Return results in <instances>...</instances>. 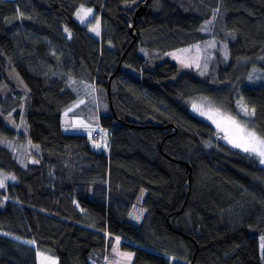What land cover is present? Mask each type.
Segmentation results:
<instances>
[{
	"label": "trees",
	"instance_id": "16d2710c",
	"mask_svg": "<svg viewBox=\"0 0 264 264\" xmlns=\"http://www.w3.org/2000/svg\"><path fill=\"white\" fill-rule=\"evenodd\" d=\"M81 5L99 37L75 19ZM208 36L217 44L203 75L151 59ZM68 79L102 96L106 151L61 130L78 99ZM1 82L14 92L0 98V137L25 138L3 116L23 103L39 153L22 165L0 145V168L15 177L0 189V264H36V251L101 264L116 235L132 264H264V167L187 103L209 98L264 137V0H0ZM141 188L135 225L126 214Z\"/></svg>",
	"mask_w": 264,
	"mask_h": 264
},
{
	"label": "rangeland",
	"instance_id": "374dc122",
	"mask_svg": "<svg viewBox=\"0 0 264 264\" xmlns=\"http://www.w3.org/2000/svg\"><path fill=\"white\" fill-rule=\"evenodd\" d=\"M83 9V11H82ZM87 9H91L92 12L90 14L85 15ZM79 13V15H78ZM75 19L82 24L91 21L89 25V32L92 35H99V20L92 19L93 17V8L86 6H79L75 11ZM83 17V20L81 19ZM208 23V22H207ZM206 23V24H207ZM213 24L210 23L207 25L206 30L208 33H212ZM96 28L97 31H93L92 29ZM64 33L67 37H70V32L68 28H64ZM216 41L212 36H208L205 40L200 42H195L186 46H182L179 48L172 49L168 52L158 54L152 52L151 59L155 62L162 61L163 59H170L173 61L179 69H184L191 67L195 71H197L200 75H203L205 71L208 70L209 64L214 56V50L216 47ZM225 48L227 52V47L225 43ZM220 50H224L221 47ZM140 53L144 55V57L149 58L150 53L147 52L144 48L139 49ZM228 55V53H227ZM249 74V75H248ZM10 76L14 84V90H18L21 94H27L28 87L27 85L18 77L15 72H11ZM247 80L245 81L251 82L252 72L247 73ZM246 76V77H247ZM89 89L79 88L76 92L79 99L81 101L76 100L73 104L69 105L61 115V130L63 132H71V133H83L87 136L88 141L91 147L95 150L106 151L107 145L109 142V135L106 129H104L99 122V112L104 109V102L102 96L97 92H88ZM13 89L10 88L6 83L1 82L0 85V98H2L5 94H12ZM85 100V101H83ZM84 102V103H83ZM190 111L199 116L208 122H210L217 131V134L222 137V140L231 144L229 139L225 137H230L232 139H237V135L235 129L228 121L227 118L234 119L241 126L246 127L249 131H254L258 137L261 135L253 128V126L247 124V120L244 121L239 117L229 113L221 106L216 105L212 100L206 98L204 96H197L195 98H188L187 100ZM196 106L194 108L193 106ZM23 103L17 108L12 109L7 115L3 114L5 122L11 127L17 129L21 134L25 135L24 137L16 138H6L0 137V145H4L8 147L13 156L19 161L20 164L26 165L27 163H33L37 161V155L39 153V146L36 143L30 141L28 137V129L26 125V109L23 112ZM3 107V106H2ZM4 109V108H3ZM2 109V110H3ZM198 109V110H197ZM0 109V113H2ZM19 112V118L17 122L14 120V112ZM201 112L207 113L212 116V119L208 118V115H201ZM247 112L245 111V114ZM213 120H216L220 123V127H217L216 123H213ZM96 134V137H94ZM98 134V135H97ZM262 138V137H261ZM264 138V137H263ZM235 147V146H234ZM238 148V147H236ZM244 151L242 148H238ZM245 152V151H244ZM252 155L255 159H257L258 163L264 167V164L260 162V157L254 154L247 152ZM4 177H9V179L5 182V187L0 189H6L10 182H13V177L8 171L0 168V179ZM146 189L141 188L136 197L135 201L132 204L130 210L126 214V219L135 225H140L145 213L146 208L143 205L144 198L146 196ZM1 202V201H0ZM0 205H2L0 203ZM122 242V238L120 236H113L111 238V242L109 247L106 250L105 256H102L103 263L102 264H132L134 257V250L123 249L120 247ZM33 245V243H30ZM260 246L264 247V237L260 238ZM50 258V259H45ZM51 261H55L57 264L56 257L53 255H49L43 252L36 251V264H51Z\"/></svg>",
	"mask_w": 264,
	"mask_h": 264
},
{
	"label": "snow or ice",
	"instance_id": "6c2138e0",
	"mask_svg": "<svg viewBox=\"0 0 264 264\" xmlns=\"http://www.w3.org/2000/svg\"><path fill=\"white\" fill-rule=\"evenodd\" d=\"M91 12H92L91 9H87L85 15L90 14ZM81 19L83 20V17H81ZM92 30L97 31L96 28H93ZM193 107L196 108L195 105ZM201 115H208V114L201 112ZM208 118L212 119V116L208 115ZM227 119L235 129L238 138L237 139H232L230 137H225V138L229 139V142L232 143L235 147L242 148L245 152H249L251 154L259 156L261 158L260 162L264 164V138L258 137L254 131L247 130L246 127L241 126L234 119L231 118H227ZM213 123H216L217 127L221 126L220 123H218L216 120H213ZM7 179H9V177H4L0 179V188L5 187V182ZM10 179L14 180L15 177L14 176L10 177ZM45 259H50V258H45ZM51 264H56V262L51 261Z\"/></svg>",
	"mask_w": 264,
	"mask_h": 264
},
{
	"label": "crops",
	"instance_id": "0c3cea01",
	"mask_svg": "<svg viewBox=\"0 0 264 264\" xmlns=\"http://www.w3.org/2000/svg\"><path fill=\"white\" fill-rule=\"evenodd\" d=\"M67 86H69L70 88H72V89H74V90H78L79 88H84V89H89L88 90V92H94V88L93 87H91V86H88V85H86V84H83V83H80V82H78V81H76V80H72V79H68L67 80ZM77 100H79V101H81L82 99H77ZM83 101H85V100H83ZM86 102V101H85ZM74 103V102H73ZM72 103V104H73ZM84 103V102H83ZM64 112V110L62 111V113Z\"/></svg>",
	"mask_w": 264,
	"mask_h": 264
},
{
	"label": "water",
	"instance_id": "95a60500",
	"mask_svg": "<svg viewBox=\"0 0 264 264\" xmlns=\"http://www.w3.org/2000/svg\"><path fill=\"white\" fill-rule=\"evenodd\" d=\"M144 11H145V6H144V4H141L134 11V18L138 17V16H141L144 13ZM130 30H131V28H130Z\"/></svg>",
	"mask_w": 264,
	"mask_h": 264
},
{
	"label": "bare ground",
	"instance_id": "6f19581e",
	"mask_svg": "<svg viewBox=\"0 0 264 264\" xmlns=\"http://www.w3.org/2000/svg\"><path fill=\"white\" fill-rule=\"evenodd\" d=\"M95 19H98L99 20V18L97 17V18H95ZM99 22H100V20H99ZM100 27V26H99ZM94 36H96V35H94ZM98 37H99V35H97ZM146 51H147V49H145ZM147 52H149V51H147ZM142 54V53H141ZM72 80H74V79H72ZM84 84V83H83ZM88 262H90V261H88ZM88 264H91V263H88Z\"/></svg>",
	"mask_w": 264,
	"mask_h": 264
},
{
	"label": "clouds",
	"instance_id": "9594fccd",
	"mask_svg": "<svg viewBox=\"0 0 264 264\" xmlns=\"http://www.w3.org/2000/svg\"><path fill=\"white\" fill-rule=\"evenodd\" d=\"M102 264V263H101Z\"/></svg>",
	"mask_w": 264,
	"mask_h": 264
}]
</instances>
